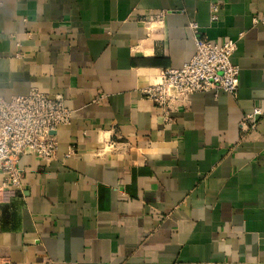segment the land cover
<instances>
[{"label": "crops", "instance_id": "crops-1", "mask_svg": "<svg viewBox=\"0 0 264 264\" xmlns=\"http://www.w3.org/2000/svg\"><path fill=\"white\" fill-rule=\"evenodd\" d=\"M0 0V96H63L57 159L0 175V264H264V0ZM165 13L162 20L156 16ZM237 43L238 97L170 121L141 90L196 53L188 24ZM70 158H67L68 154Z\"/></svg>", "mask_w": 264, "mask_h": 264}, {"label": "built area", "instance_id": "built-area-1", "mask_svg": "<svg viewBox=\"0 0 264 264\" xmlns=\"http://www.w3.org/2000/svg\"><path fill=\"white\" fill-rule=\"evenodd\" d=\"M208 1L211 21L216 22L220 5ZM164 16L165 13H161L154 18L162 20ZM187 28L195 39V56L181 69L163 70L157 83L141 90L143 99L160 109L165 122L170 121L177 104L188 96L223 91L237 98L239 93L240 69L231 60L237 43H211L201 35L195 22L189 23ZM263 114L262 109L256 107L247 115L241 125L243 134L254 131L258 117ZM72 118V112L66 108L61 95L50 97L33 89L27 96L14 97L10 101L0 96V175L4 176V188H22L24 171L19 168L21 157L34 156L44 163L57 159L59 143L54 133L70 125Z\"/></svg>", "mask_w": 264, "mask_h": 264}, {"label": "water", "instance_id": "water-1", "mask_svg": "<svg viewBox=\"0 0 264 264\" xmlns=\"http://www.w3.org/2000/svg\"><path fill=\"white\" fill-rule=\"evenodd\" d=\"M57 133H54V135H56Z\"/></svg>", "mask_w": 264, "mask_h": 264}]
</instances>
